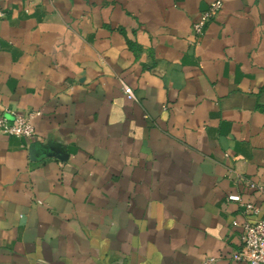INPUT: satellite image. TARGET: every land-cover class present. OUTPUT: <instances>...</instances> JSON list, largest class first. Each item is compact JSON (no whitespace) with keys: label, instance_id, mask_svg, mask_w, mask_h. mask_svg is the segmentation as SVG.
<instances>
[{"label":"crops","instance_id":"0c3cea01","mask_svg":"<svg viewBox=\"0 0 264 264\" xmlns=\"http://www.w3.org/2000/svg\"><path fill=\"white\" fill-rule=\"evenodd\" d=\"M212 1L0 0V110L36 113L0 135V264H245L226 197L264 215V0L197 38Z\"/></svg>","mask_w":264,"mask_h":264},{"label":"built area","instance_id":"2783aa9c","mask_svg":"<svg viewBox=\"0 0 264 264\" xmlns=\"http://www.w3.org/2000/svg\"><path fill=\"white\" fill-rule=\"evenodd\" d=\"M222 7L221 0L212 1L208 7L202 11L198 19L193 23L192 30L197 38L201 37L207 24L215 17ZM0 16L3 13L0 12ZM125 95L134 99L132 89L122 84ZM0 110V135L15 138H32L35 135L32 119L36 113L26 112L21 115L13 114L11 119L6 118ZM249 187L257 190L264 196V185L248 183ZM229 202L237 203L246 216V220L242 223L241 246L230 256L232 262H240L245 264H264V215H260V209L252 202H243L240 195L229 194L226 197ZM236 225V222L233 223ZM215 258L207 259L203 264H214Z\"/></svg>","mask_w":264,"mask_h":264}]
</instances>
